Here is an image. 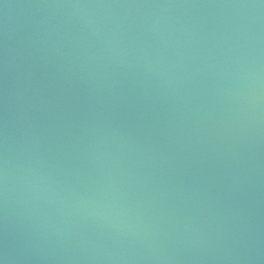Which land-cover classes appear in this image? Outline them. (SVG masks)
<instances>
[{
    "label": "water",
    "instance_id": "95a60500",
    "mask_svg": "<svg viewBox=\"0 0 264 264\" xmlns=\"http://www.w3.org/2000/svg\"><path fill=\"white\" fill-rule=\"evenodd\" d=\"M0 264H264V0H0Z\"/></svg>",
    "mask_w": 264,
    "mask_h": 264
}]
</instances>
